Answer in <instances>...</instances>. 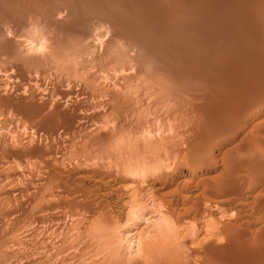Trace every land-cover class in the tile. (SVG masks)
Here are the masks:
<instances>
[{"label": "rangeland", "instance_id": "374dc122", "mask_svg": "<svg viewBox=\"0 0 264 264\" xmlns=\"http://www.w3.org/2000/svg\"><path fill=\"white\" fill-rule=\"evenodd\" d=\"M185 261L264 264V0H0V264Z\"/></svg>", "mask_w": 264, "mask_h": 264}, {"label": "bare ground", "instance_id": "6f19581e", "mask_svg": "<svg viewBox=\"0 0 264 264\" xmlns=\"http://www.w3.org/2000/svg\"><path fill=\"white\" fill-rule=\"evenodd\" d=\"M141 1V0H140ZM208 2V1H207ZM150 3V2H149ZM6 6V5H5ZM7 7V6H6ZM8 8V7H7ZM6 10V9H5ZM160 11V10H159ZM60 12H63L62 10L60 11ZM53 16V15H52ZM195 18V17H194ZM24 19V18H23ZM130 21V20H129ZM191 31V30H190ZM185 33V32H184ZM49 34V33H48ZM54 35V34H53ZM139 35V34H138ZM49 37H50V35H48ZM52 37V36H51ZM53 38V37H52ZM51 40V39H50ZM188 40H189V38H188ZM70 41V40H69ZM235 43V42H234ZM234 47V46H233ZM106 53V52H105ZM44 60V59H43ZM42 60V61H43ZM49 60V59H48ZM144 66V65H143ZM251 68V67H250ZM232 71V70H231ZM163 73V72H162ZM208 76V75H207ZM230 78V77H229ZM170 81V80H169ZM36 94V93H35ZM164 94V93H163ZM33 95V94H32ZM165 97V96H164ZM169 99V98H168ZM209 122V121H208ZM214 122V121H213ZM141 126V125H140ZM209 131V130H208ZM103 135V134H102ZM107 135V134H106ZM109 135V134H108ZM122 137V136H121ZM111 138V137H110ZM103 142V141H102ZM95 143V142H94ZM101 144V143H100ZM151 144V143H150ZM109 145V144H108ZM152 149V148H151ZM170 149V148H169ZM143 155V154H142ZM115 159V158H114ZM159 160V159H158ZM133 165H135L134 163H133ZM136 167V166H135ZM133 169V168H132ZM145 170V169H144ZM137 175V174H136ZM135 175V176H136ZM142 175V174H141ZM153 175V174H152ZM129 176V175H128ZM140 176V175H139ZM143 178V177H142ZM152 179L149 181V182H151V183H153V185H154V183H155V181L157 180V178L156 177H151ZM124 179H125V177H124ZM156 183H157V181H156ZM147 184H148V182H147ZM132 194V193H131ZM169 224V223H168ZM172 231V230H171ZM102 236V235H101ZM106 236V235H105ZM165 236V235H164ZM118 237V236H117ZM185 237V236H184ZM190 238V237H189ZM162 239V238H161ZM174 239V238H173ZM168 240H170V239H168ZM172 241V240H171ZM171 241H170V243H171ZM174 241V240H173ZM156 243V242H155ZM165 243V242H164ZM164 243H163V245H164ZM193 243V242H192ZM168 245V244H167ZM165 246V245H164ZM170 246V245H169ZM174 246V245H173ZM148 247V246H147ZM167 247V246H166ZM171 247V246H170ZM111 248V247H110ZM159 248V247H158ZM157 249V248H156ZM212 249V248H211ZM165 250V249H164ZM170 251V250H169ZM213 251V250H212ZM162 252H164V254H166L167 253V251L165 252V251H162ZM173 252H175L174 250H173ZM158 253H160V252H158ZM169 253V252H168ZM172 253V252H171ZM184 253V252H183ZM163 254V255H164ZM179 254V253H178ZM169 255V254H168ZM173 255V254H172ZM143 256V255H142ZM156 256V255H155ZM170 256V255H169ZM183 256V255H182ZM218 256V255H217ZM216 256V257H217ZM159 257H162V256H159ZM163 257H165V256H163ZM168 257V256H167ZM176 257V256H175ZM175 257H173L174 258V260H175ZM179 257V256H178ZM134 258V257H133ZM172 258V257H171ZM223 258V257H222ZM221 258V259H222ZM130 259V258H129ZM167 259V258H166ZM155 260V259H154ZM164 260H165V258H164ZM169 260V259H168ZM177 260V259H176ZM175 260V262H178V261H176ZM224 260V259H223ZM167 261V260H166ZM171 262V261H170ZM179 262H180V260H179ZM178 262V263H179ZM187 264H188V262L187 261H185ZM223 263V262H222ZM165 264V263H164ZM172 264V263H171ZM181 264V263H180ZM191 264V263H190Z\"/></svg>", "mask_w": 264, "mask_h": 264}, {"label": "clouds", "instance_id": "9594fccd", "mask_svg": "<svg viewBox=\"0 0 264 264\" xmlns=\"http://www.w3.org/2000/svg\"><path fill=\"white\" fill-rule=\"evenodd\" d=\"M9 35H11V33H9ZM40 51H44V48H43V47H41Z\"/></svg>", "mask_w": 264, "mask_h": 264}]
</instances>
